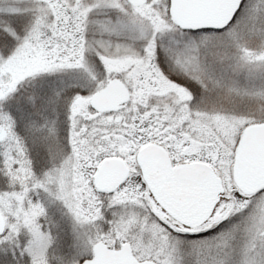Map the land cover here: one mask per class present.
I'll use <instances>...</instances> for the list:
<instances>
[{
  "label": "snow or ice",
  "instance_id": "obj_1",
  "mask_svg": "<svg viewBox=\"0 0 264 264\" xmlns=\"http://www.w3.org/2000/svg\"><path fill=\"white\" fill-rule=\"evenodd\" d=\"M0 264H264V0H0Z\"/></svg>",
  "mask_w": 264,
  "mask_h": 264
}]
</instances>
